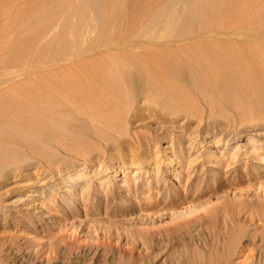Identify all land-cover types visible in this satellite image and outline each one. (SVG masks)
<instances>
[{
    "label": "rangeland",
    "instance_id": "rangeland-1",
    "mask_svg": "<svg viewBox=\"0 0 264 264\" xmlns=\"http://www.w3.org/2000/svg\"><path fill=\"white\" fill-rule=\"evenodd\" d=\"M161 1L105 0L122 45L77 57L84 0H0V264H264V84L212 89L197 65L262 53L264 0H203L188 32L183 12L171 33H135ZM149 51L181 65L168 90H124L120 60Z\"/></svg>",
    "mask_w": 264,
    "mask_h": 264
},
{
    "label": "bare ground",
    "instance_id": "bare-ground-1",
    "mask_svg": "<svg viewBox=\"0 0 264 264\" xmlns=\"http://www.w3.org/2000/svg\"><path fill=\"white\" fill-rule=\"evenodd\" d=\"M109 1V0H108ZM111 1V0H110ZM120 1H123V0H120ZM160 1V0H159ZM162 1H166L167 2V5H165V6H163V7H155V6H157V4L155 5V3H154V1H153V3H152V5H148V6H153V4L155 5L154 6V8L156 9V11H155V13H154V11H152L154 14L152 15V16H150V18H149V20L147 19V23H145V26L143 25V27L141 28V27H139V28H137L136 29V31H135V33H137L138 32V35L140 34V33H142V35H145L148 31H146V28H147V30H149L150 32L151 31H154V30H156V31H158V30H160V31H163L164 30V32H162L163 34H165V31H168L169 33H171L172 31H173V26H174V21L177 19V17L178 18H180L179 16L184 12V17H185V23H184V26H183V28L182 29H180L179 28V30H182L181 32H188V30L189 29H192L191 27H193L194 25H198V24H195L196 23V18H197V15L198 14H200V13H198L197 14V11L195 10V6H196V4H198L200 1H203V0H162ZM161 1V2H162ZM207 1H210V0H207ZM225 1V0H224ZM235 2L236 1H238V0H234ZM242 1V0H241ZM246 0H244V2H245ZM250 1V0H249ZM254 1H256V0H254ZM253 1V2H254ZM151 2V1H150ZM158 2V1H157ZM186 2V4H188V6H189V8H188V10H186V11H184V10H182L181 9V5H182V3H185ZM82 3V2H81ZM105 0H84V11H83V13L81 14V16H79L78 17V22H77V25L75 26L76 27V31H77V38H78V42H79V45H78V53H77V57H79V56H85V54L86 53H89V52H87V51H89V50H92L93 51V53L94 52H96L98 49H97V47L98 48H102V46H103V49H106V50H109V51H112V50H114L116 47H118V46H121L122 45V43H115V40L114 39H116V38H113L114 36L112 35V32H110V29H112L111 28V25H112V23H114V21L112 22L111 21V19H109V15H108V11H110V10H107L106 9V6H105ZM158 3H160V2H158ZM211 3H213V1L211 2ZM214 3H216V0L214 1ZM107 4V3H106ZM109 4V3H108ZM230 4H232V3H230ZM237 4H238V2H237ZM244 4H247V1L244 3ZM244 4L243 5H241L242 7L244 6ZM159 6H160V4H158ZM162 5V4H161ZM216 5V4H215ZM222 5H224V4H222ZM222 5H221V7H222ZM233 5H235V4H233ZM147 6V5H146ZM212 6H213V4H212ZM108 7V6H107ZM218 7V6H217ZM216 7V8H217ZM220 7V6H219ZM223 7H225V6H223ZM238 6H236V8H234L235 10L236 9H238V8H241L240 7V4H239V7L237 8ZM149 8V7H148ZM211 8V6H209V9ZM118 9V8H117ZM116 9V10H117ZM145 9H147V8H145ZM154 9V10H155ZM213 9V8H212ZM224 9V11H225V9L226 8H223ZM215 10V9H214ZM218 10V11H217ZM217 10L215 11L216 13L218 12H220V10H219V8H217ZM247 10V9H246ZM245 6L243 7V9L241 10V12H239L238 11V14H241V15H243V14H245ZM253 10V9H252ZM145 11V10H144ZM143 11V12H144ZM147 11H149V10H147ZM205 11V10H204ZM237 11V10H236ZM249 11V10H248ZM248 11H246V12H248ZM142 12V13H143ZM207 12H209L208 10L206 11V14H208ZM210 12H211V10H210ZM228 11H226L225 13H227ZM141 13V14H142ZM149 13H150V11H149ZM148 13V14H149ZM215 13V14H216ZM222 13H223V10H222ZM237 13V12H236ZM249 13V12H248ZM146 14V13H145ZM204 14H205V12H204ZM211 14H213V13H211ZM214 14V15H215ZM111 15H114V14H112L111 13ZM110 15V16H111ZM126 15H128V14H125V16ZM150 15V14H149ZM183 15V14H182ZM213 15V17L216 19V21H217V18H218V15L217 16H214ZM226 15V14H225ZM231 15V14H230ZM120 16V15H119ZM123 16V15H122ZM124 16V17H125ZM142 16V15H141ZM143 16H148V15H143ZM142 16V17H143ZM220 16V15H219ZM232 16V15H231ZM252 16V15H251ZM115 17H118L117 15H115ZM182 17V16H181ZM183 17V18H184ZM207 17H210L211 18V15L209 16V15H207ZM212 17V18H213ZM217 17V18H216ZM225 16H220V19L221 18H224ZM242 18H243V16H241ZM240 17V18H241ZM120 18V17H119ZM127 18H129L130 19V16H127ZM132 18V17H131ZM242 18H241V20H242ZM244 18H247V16L246 17H244ZM118 19V18H117ZM182 19V18H181ZM224 19H226V17L224 18ZM224 19H223V21H221V22H225L224 21ZM233 19V18H232ZM237 19V18H236ZM113 20H115L114 18H113ZM122 20H123V18H122ZM146 20V19H145ZM214 20V19H213ZM212 20V21H213ZM219 20V19H218ZM222 20V19H221ZM230 20V19H229ZM135 21H136V19H135ZM139 21V20H138ZM212 21H211V24H212ZM213 22V24L214 23H216V24H218L217 22ZM231 21V20H230ZM244 21V20H243ZM125 22V21H124ZM130 22V21H129ZM132 23H133V21H131ZM228 23V22H227ZM125 24V23H124ZM127 24H129V23H127ZM126 24V26H128ZM135 24H136V22H135ZM141 24V23H140ZM230 25H231V22L229 23ZM244 24H245V22H244ZM132 25V24H131ZM131 25H129V26H131ZM215 25V24H214ZM118 26H120V24L118 25ZM139 26V25H138ZM138 26H136V27H138ZM211 26H213V25H211ZM215 26H217V25H215ZM122 27H123V25H122ZM132 27V26H131ZM130 27V28H131ZM176 27V26H175ZM127 28V27H126ZM129 28V27H128ZM127 28V29H128ZM133 28V27H132ZM201 28V27H200ZM199 28V29H200ZM217 28H219V27H217ZM96 29H99V31H100V35H101V37L99 38V39H97V40H99V43L100 44H98L97 45V43H91L90 42V44L88 45V44H86V45H84V41L86 40V38H87V36L92 32V31H95ZM195 29V28H194ZM203 29V28H202ZM205 29V28H204ZM220 29V28H219ZM125 31V30H124ZM127 31V30H126ZM177 31H178V29H177ZM191 31V30H190ZM189 31V32H190ZM205 31H206V29H205ZM205 31H203V32H205ZM215 31V30H214ZM214 31H212L213 33H215L216 35L215 36H213L212 34H203V35H198L197 34V36H194L195 38H197V39H201V38H204V37H208V36H213V37H218V36H222V35H224V34H226V32L224 33V31L221 33V32H219V31H216V32H214ZM133 32V31H132ZM192 32V31H191ZM207 32V31H206ZM208 32H211V31H208ZM98 33V32H97ZM174 33V32H173ZM194 33V32H193ZM197 33V32H196ZM99 34V33H98ZM116 34V33H115ZM191 34V33H190ZM141 35V36H142ZM115 36H117V35H115ZM123 36V35H122ZM140 36V37H141ZM161 36V35H160ZM170 36V35H169ZM169 36H168V39H169ZM136 37V36H135ZM147 38L149 37V36H146ZM97 38V37H96ZM95 38V39H96ZM123 38H124V36H123ZM144 38V37H143ZM149 39V38H148ZM150 39H153V38H150ZM167 39V40H168ZM165 40V39H164ZM191 40V39H190ZM67 41V40H66ZM140 41V40H139ZM141 41H142V39H141ZM144 41V40H143ZM148 41V40H147ZM146 41V42H147ZM170 41V40H169ZM196 41H198V40H196ZM118 42V41H117ZM127 42H129L128 40H127ZM134 42V41H133ZM136 42H138V39H137V41ZM167 42V41H166ZM208 42V41H207ZM222 42V41H221ZM220 42V43H221ZM226 42V41H225ZM224 42V43H225ZM126 43V42H125ZM147 43H149V42H147ZM152 43V42H151ZM191 43V42H190ZM189 43V44H190ZM193 43H195V41L193 42ZM205 43V42H204ZM212 43H214V42H212ZM217 43V42H216ZM227 43H229V42H227ZM92 44V45H91ZM142 44V43H141ZM158 44V43H157ZM199 44V43H198ZM215 44V43H214ZM231 44V43H230ZM230 44H229V46H230ZM100 45V46H99ZM102 45V46H101ZM129 45V44H128ZM127 45V46H128ZM131 45H134V44H132L131 43ZM195 45V44H194ZM197 45V44H196ZM205 45V44H204ZM208 45V44H207ZM213 45V44H212ZM226 45V44H225ZM228 45V44H227ZM127 46H125V47H127ZM130 46V45H129ZM186 45H184V47H185ZM244 47H245V44L243 45ZM261 46H262V44H261ZM159 47H161V46H159ZM183 47V46H182ZM209 47H210V45H209ZM213 47H216V45H214ZM227 47V46H226ZM232 47V46H231ZM233 47H234V45H233ZM244 47H242V48H244ZM256 47V46H255ZM254 47V48H255ZM129 48H131V47H129ZM164 48V47H163ZM187 48V47H186ZM241 48V47H240ZM253 48V49H254ZM144 49H147V48H144ZM143 49V50H144ZM172 49V48H171ZM177 49V48H176ZM188 49V48H187ZM190 49V48H189ZM158 50V49H157ZM164 50H166V49H164ZM169 50L170 49H168V52H169ZM181 49H179V51H180ZM198 50V49H197ZM210 50H211V48H210ZM264 50V49H263ZM92 51H91V53H92ZM132 51V50H131ZM129 52L130 54H133L134 52ZM178 51V50H177ZM183 51V50H182ZM200 51V50H199ZM225 51V56H223L221 53V51H219V50H216V51H212V52H210V53H212L211 55H209L208 57H207V60H208V63H209V65H208V63L206 64V63H204V62H201L200 60H198V64L197 65H199V67H198V70H202V71H200L201 72V75L204 77V79L206 80V81H208L211 85H212V89H214V87L216 88V85H215V83L217 84H220L217 80H224L223 79V77H227V80H226V83L229 85V87L231 86L233 89H235V90H237V92H239V90L241 91V92H239V93H242L241 94V96L243 95V96H247V93L245 94V92H246V90L248 89V92L249 91H251V90H258L260 87H259V84L260 83H262V84H264V51H261L262 53H260V52H258L256 49H255V51H257L258 53L256 54V53H253V51L252 52H246L245 51V53H244V50H242V52H237V51H234L233 49H231V48H227V49H225L224 50ZM227 51V52H226ZM248 51V50H247ZM135 52H137V51H135ZM145 52V51H144ZM165 52V51H164ZM164 52H151V51H149V56H147V58H146V60L145 59H143L145 62L143 63V62H141V57L140 58H138V57H129V53H127L128 54V56H123L124 58L123 59H121L120 61V63L117 65V70L119 71V73L118 72H116V78L118 79V80H121V82H122V86H123V88H124V90H128V89H130L129 87L131 86V85H133V84H135V83H140V82H144L143 83V85H146V84H148V85H146L147 86V90L149 91V92H153V90L154 89H152L153 87V85L154 84H158V85H161V88H163V90H168V86H169V77H168V80L166 79V74L168 75V74H170L171 75V73H173V74H175L176 75V73H178V69L180 68V63H176V64H171L170 62H169V60L167 59V51H166V53H164ZM185 52V51H184ZM189 52V51H188ZM68 54H69V52H67ZM118 53H119V51H118ZM170 53V52H169ZM171 53H172V51H171ZM176 53V52H175ZM198 53V52H197ZM200 53V52H199ZM75 54V53H74ZM96 54V53H95ZM111 54V53H110ZM192 54H194V53H192ZM71 55H73V54H71ZM102 55V54H101ZM121 55V54H120ZM199 55H201V54H199ZM97 56V55H96ZM140 56V55H139ZM184 56V55H183ZM196 56V55H195ZM65 57H69V56H65ZM87 57V56H86ZM107 57V56H106ZM112 57V56H111ZM118 57V56H117ZM144 57V56H143ZM142 57V58H143ZM179 57V56H178ZM177 57V58H178ZM74 57H72V59H73ZM122 58V57H121ZM171 58V57H170ZM176 58V59H177ZM193 58H194V56H193ZM196 58V57H195ZM83 59V58H82ZM87 59H88V57H87ZM93 59V58H92ZM112 59V58H111ZM187 59V58H186ZM84 60V59H83ZM89 60V59H88ZM87 60V61H88ZM95 60V59H94ZM183 60V59H182ZM181 60V61H182ZM194 60V59H193ZM196 60V59H195ZM244 60V61H243ZM78 61H80V60H78ZM100 61V60H99ZM109 61V60H108ZM197 61V60H196ZM76 62H77V60H76ZM91 62V61H90ZM185 62V61H184ZM71 63V62H70ZM97 63V62H96ZM194 63V62H193ZM190 64V63H189ZM86 65H87V63H86ZM194 65V64H193ZM75 66V65H74ZM114 66H115V64H114ZM196 66V65H195ZM202 66V67H201ZM73 67V66H72ZM77 68H78V66H76ZM90 67V66H89ZM102 67H104V66H102ZM86 69L88 68V67H85ZM99 68V67H98ZM94 69H95V67H94ZM185 69V68H184ZM189 69V68H188ZM83 70V69H82ZM85 70V69H84ZM88 70V69H87ZM114 70H116L115 68H114ZM96 71V70H95ZM95 71H94V73H95ZM104 70H102V72H103ZM192 71V70H191ZM197 71V70H196ZM195 71V72H196ZM87 72V71H86ZM105 72V71H104ZM103 72V73H104ZM110 72V71H109ZM188 72V71H187ZM80 73V72H79ZM78 73V74H79ZM88 73V72H87ZM87 73L85 74V72H84V74L85 75H87ZM107 73V72H106ZM106 73H104V75L106 74ZM185 73H186V71H185ZM254 73H256V74H254ZM82 74V73H81ZM113 74V73H112ZM198 74V73H197ZM80 75V74H79ZM78 75V76H79ZM98 75H100V74H98ZM199 75V74H198ZM197 75V76H198ZM77 76V75H76ZM75 76V77H76ZM89 76V75H88ZM113 76V75H112ZM173 76V75H172ZM189 76V75H188ZM192 75H190L189 77H191ZM101 77V76H100ZM107 77H108V75H107ZM114 77V76H113ZM112 77V78H113ZM151 77L153 78V80L151 79ZM175 77V76H174ZM188 77V78H189ZM200 77V76H199ZM199 77H198V79H197V81L199 80ZM175 78H177L178 80H179V78H178V76L177 77H175ZM79 79H80V77H79ZM82 79V78H81ZM85 79H86V76H85ZM104 79H106V77H104ZM174 79V78H173ZM182 78H180V80H181ZM82 80H84V79H82ZM116 80V79H115ZM172 80V79H171ZM190 80H192V79H190ZM189 80V81H190ZM194 80V79H193ZM200 80H202V79H200ZM199 80V81H200ZM204 80V81H205ZM176 81V80H175ZM183 80H181V82H182ZM195 81H196V79H195ZM116 82H119V81H116ZM171 82V81H170ZM193 82V81H192ZM203 82V81H202ZM220 82H223V81H220ZM120 83V82H119ZM146 83V84H145ZM178 83V82H177ZM66 84V83H65ZM178 84H180V83H178ZM195 84H196V82H195ZM262 84H261V86H262ZM79 85V84H78ZM141 85V84H140ZM175 85V84H174ZM226 85V84H225ZM72 86V85H71ZM142 86V85H141ZM182 86V85H181ZM69 87V86H68ZM68 87H66V88H68ZM79 87V86H78ZM118 87V86H117ZM168 87V88H167ZM211 87V86H210ZM80 88V87H79ZM186 88V87H185ZM184 88V90L186 91L187 90V92H188V89H185ZM158 89V88H157ZM156 89V91H158ZM183 89V88H182ZM219 89V88H218ZM69 90H71V89H69ZM80 90H81V88L79 89V93H80ZM162 90V89H161ZM65 91V90H64ZM139 91V90H138ZM140 91H141V89H140ZM172 91V90H171ZM171 91H170V93H171ZM72 92V91H71ZM74 92V91H73ZM73 92H72V94H73ZM90 92V91H89ZM127 92H129V91H127ZM219 92V91H218ZM77 93H78V91H77ZM82 93V92H81ZM80 93V94H81ZM84 93H86V92H84ZM91 93V92H90ZM172 93H173V91H172ZM128 94V93H127ZM150 94V93H149ZM166 94H168V93H166ZM186 94V93H185ZM71 95V94H70ZM92 95V94H91ZM171 95V94H170ZM176 95V94H175ZM76 96V95H75ZM84 97L83 98H85L86 99V101L88 100V101H91V97L92 96H90L89 94H85V95H83ZM95 96V95H94ZM103 96V95H102ZM242 96V97H243ZM48 97V96H47ZM69 97V96H68ZM72 97V96H71ZM80 97V96H79ZM96 97V96H95ZM94 97V98H95ZM73 98V97H72ZM77 98V97H76ZM245 98V97H244ZM71 99V98H70ZM78 99V98H77ZM81 99V98H80ZM46 101V100H45ZM79 101V100H78ZM38 102H40V101H38ZM81 102V101H80ZM43 106V105H42ZM51 106H53V104L51 105Z\"/></svg>",
    "mask_w": 264,
    "mask_h": 264
}]
</instances>
